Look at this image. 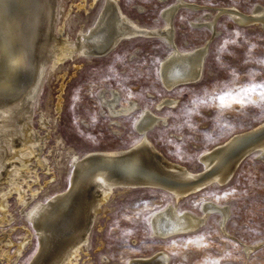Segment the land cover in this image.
Listing matches in <instances>:
<instances>
[{"label": "rangeland", "instance_id": "374dc122", "mask_svg": "<svg viewBox=\"0 0 264 264\" xmlns=\"http://www.w3.org/2000/svg\"><path fill=\"white\" fill-rule=\"evenodd\" d=\"M91 1L59 0L62 13L57 23L61 24L64 13L70 11L69 18H64L70 37H76L81 24L86 30L94 22L104 0H96L90 7ZM188 1L208 9L176 11L175 40L181 49L202 43L209 34L206 27L188 23L203 12L214 13L216 6L226 5L248 12L256 3L264 4V0ZM173 2L119 0L131 17L153 27L164 24L160 14ZM78 3L84 6L77 9ZM136 4L143 6L141 12ZM215 26L217 35L209 43L200 79L171 90L163 87L158 72L170 48L156 37L126 39L106 55L75 56L55 69L47 67L33 100L32 126L41 135L48 133L41 154L50 170L35 169L37 180L31 187L40 190L34 199L47 200L69 187L70 152L82 155L94 149L123 148L141 137L133 127L137 111L110 116L99 99L101 88L117 89L122 102L136 100L141 107L153 108L165 95L176 98V106L155 109L167 116V122L157 124L147 136L166 157L192 170L202 169L199 156L204 150L264 119V100L256 87L264 85V25H241L223 13L216 18ZM59 95L61 107L57 111ZM41 115L47 122L44 127L40 126ZM57 137L62 139L61 144ZM202 199L228 205L230 213L223 228L214 213L196 230L158 237L151 232L150 218L172 201L173 195L155 187H115L106 201L108 208L96 216L88 247L80 252L77 264H126L133 256L159 249L169 254L167 264H264V158H244L227 183H213L188 194L178 200L177 206L199 214ZM33 200L23 205L16 191L7 197L11 218L0 225V237L8 234L13 244L5 249L13 254L15 243L26 235L29 242L20 256L13 254L6 259L0 251V264H30L36 255L37 232L25 214ZM244 244L256 247L245 253Z\"/></svg>", "mask_w": 264, "mask_h": 264}, {"label": "bare ground", "instance_id": "6f19581e", "mask_svg": "<svg viewBox=\"0 0 264 264\" xmlns=\"http://www.w3.org/2000/svg\"><path fill=\"white\" fill-rule=\"evenodd\" d=\"M95 1H91L90 7ZM80 6L84 3H78L76 8ZM135 7L140 12L143 9L139 4ZM181 8L208 9L195 1L174 0L160 14L164 24L153 27L131 17L119 0H104L94 22L86 30L81 24L76 37L72 38L64 22L70 11L64 13L61 24L57 23L62 13L59 0H0V225L11 218L7 197L16 191L18 201L26 205L40 190L31 187L37 180L35 169L50 170L47 158L41 154L48 133L41 135L32 126L33 100L47 67L55 69L75 56L106 55L126 39L156 37L170 48L159 63L158 72L163 87L171 90L200 79L209 43L217 35L215 21L219 15L225 13L241 25H264V4L256 3L248 12L235 5L216 6L214 13L203 12L188 22L190 26L208 29L204 41L181 49L175 40L174 25L175 13ZM85 9L88 11L89 7ZM99 99L112 117L137 111L133 127L141 137L123 148L94 149L82 155L70 152L69 187L50 195L47 200L34 199L25 210L39 241L30 264H77L80 252L88 247L96 216L108 208L106 201L115 187H155L173 195L172 201L152 213L149 223L154 236L167 237L196 230L214 213L218 214V224L223 228L230 213L227 204L202 199L198 214L178 208L177 202L213 183H227L237 167L238 155L246 149L254 147V155L264 158V119L204 150L199 156L202 169L192 170L166 157L147 136L157 124L167 122V116L158 114L155 109L176 106V98L165 95L153 108L141 107L136 100L122 102L117 89L101 88ZM60 107L59 95L56 110ZM43 118L41 127L47 123ZM115 122L119 124L118 120ZM56 141L62 143L60 137ZM6 236L0 237L1 255L6 259L13 254L20 256L29 242L27 235L15 243L13 254L5 249L13 244L8 234ZM255 247L244 244V251L249 253ZM168 260L169 254L159 249L149 255L133 256L126 264H167Z\"/></svg>", "mask_w": 264, "mask_h": 264}, {"label": "water", "instance_id": "95a60500", "mask_svg": "<svg viewBox=\"0 0 264 264\" xmlns=\"http://www.w3.org/2000/svg\"><path fill=\"white\" fill-rule=\"evenodd\" d=\"M105 54V53H104ZM103 54V55H104ZM255 154V149H254V147H252V148H249V149H246V151H244V152H242L240 155H238V157H237V166L240 164V162L244 159V158H246V157H248V156H251V155H254Z\"/></svg>", "mask_w": 264, "mask_h": 264}, {"label": "snow or ice", "instance_id": "6c2138e0", "mask_svg": "<svg viewBox=\"0 0 264 264\" xmlns=\"http://www.w3.org/2000/svg\"><path fill=\"white\" fill-rule=\"evenodd\" d=\"M260 90L261 99L264 100V85H258L256 86ZM255 90V89H253Z\"/></svg>", "mask_w": 264, "mask_h": 264}]
</instances>
